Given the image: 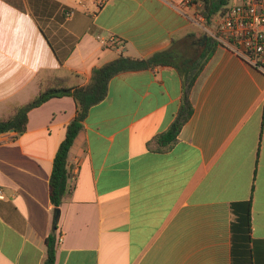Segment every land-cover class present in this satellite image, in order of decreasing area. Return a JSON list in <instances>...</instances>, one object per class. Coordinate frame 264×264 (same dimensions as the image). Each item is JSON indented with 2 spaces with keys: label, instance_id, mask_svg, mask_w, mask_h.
I'll return each mask as SVG.
<instances>
[{
  "label": "crops",
  "instance_id": "obj_1",
  "mask_svg": "<svg viewBox=\"0 0 264 264\" xmlns=\"http://www.w3.org/2000/svg\"><path fill=\"white\" fill-rule=\"evenodd\" d=\"M184 1L0 0V118L122 54L174 47L169 62L114 76L90 108L57 225L50 176L76 100L50 97L23 133L0 132V264H44L49 235L63 236L55 264H264V72L211 49ZM186 93L193 113L162 147Z\"/></svg>",
  "mask_w": 264,
  "mask_h": 264
},
{
  "label": "trees",
  "instance_id": "obj_2",
  "mask_svg": "<svg viewBox=\"0 0 264 264\" xmlns=\"http://www.w3.org/2000/svg\"><path fill=\"white\" fill-rule=\"evenodd\" d=\"M231 3V0H204L200 13L205 17L206 23L211 24L217 14ZM67 10L64 12L66 16ZM210 41L211 49L217 43L212 39ZM174 47L158 52L149 58H136L129 55L122 54L116 59L96 67L92 71L90 82L84 86H75L65 89H51L41 93L37 98L31 102L21 105L16 109L14 115L8 118H0V132H7L14 128L18 134L26 130L28 120V112L41 105L47 99L53 96L71 95L77 102L78 109L74 119L67 125L66 136L60 143L53 161V169L50 176V199L54 205V221L57 225L60 208L64 197L69 190L68 185V161L69 153L74 141L83 126V121L87 116L90 108L104 100L108 95L109 83L111 79L125 71L139 70L149 68L160 63L169 62L172 57ZM170 57V58H169ZM209 58V52L202 55V59L197 63L192 70H188V86L191 87L197 80L205 62ZM193 105L188 93L183 97L182 105L178 114L169 128L159 133L155 140L162 147L172 145L178 138V134L183 125L187 122L193 113ZM248 222L250 224V212L248 214ZM48 246L47 257L44 264H55L56 262V243L55 235H49L46 238Z\"/></svg>",
  "mask_w": 264,
  "mask_h": 264
},
{
  "label": "built area",
  "instance_id": "obj_3",
  "mask_svg": "<svg viewBox=\"0 0 264 264\" xmlns=\"http://www.w3.org/2000/svg\"><path fill=\"white\" fill-rule=\"evenodd\" d=\"M204 0H185L184 4L190 9L191 18L195 19L216 43L239 56L250 65L264 72V0H238L222 9L211 24L206 23L200 13ZM73 10L66 12L70 18ZM103 44L114 46L118 39L111 36L101 38ZM3 188H0V198H5ZM63 240L60 235L57 243Z\"/></svg>",
  "mask_w": 264,
  "mask_h": 264
},
{
  "label": "rangeland",
  "instance_id": "obj_4",
  "mask_svg": "<svg viewBox=\"0 0 264 264\" xmlns=\"http://www.w3.org/2000/svg\"><path fill=\"white\" fill-rule=\"evenodd\" d=\"M236 1H238V0H231V2H236Z\"/></svg>",
  "mask_w": 264,
  "mask_h": 264
},
{
  "label": "water",
  "instance_id": "obj_5",
  "mask_svg": "<svg viewBox=\"0 0 264 264\" xmlns=\"http://www.w3.org/2000/svg\"><path fill=\"white\" fill-rule=\"evenodd\" d=\"M11 130H12V131H14L15 129H14V128H12Z\"/></svg>",
  "mask_w": 264,
  "mask_h": 264
}]
</instances>
